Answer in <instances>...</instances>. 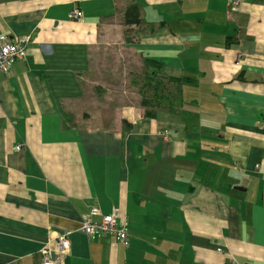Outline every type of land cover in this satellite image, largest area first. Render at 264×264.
Masks as SVG:
<instances>
[{"label": "crops", "instance_id": "crops-1", "mask_svg": "<svg viewBox=\"0 0 264 264\" xmlns=\"http://www.w3.org/2000/svg\"><path fill=\"white\" fill-rule=\"evenodd\" d=\"M228 1L0 0V264H264V0Z\"/></svg>", "mask_w": 264, "mask_h": 264}, {"label": "built area", "instance_id": "built-area-1", "mask_svg": "<svg viewBox=\"0 0 264 264\" xmlns=\"http://www.w3.org/2000/svg\"><path fill=\"white\" fill-rule=\"evenodd\" d=\"M243 0H229L228 8L231 11L236 10ZM82 16V12L75 8L72 12V17L79 19ZM27 37L15 36L9 38L7 36H0V72L7 73L10 71L12 63L17 59H25L27 51L24 46ZM264 120V116L262 117ZM162 136L167 140V133L163 131ZM16 149H20V145L16 146ZM99 215L100 211L97 208H92L87 214L83 216L80 230L89 237L98 235L111 236L114 241L121 245H128V229L124 220L119 218L116 209H113L111 213L101 215L99 220H94V215ZM71 230L65 229L56 236V247L52 250L49 247L42 249L40 264H58L67 255L70 248ZM217 252L226 253L228 259L225 264H252L239 262L236 257L230 251H224L223 247L219 244L216 246Z\"/></svg>", "mask_w": 264, "mask_h": 264}, {"label": "rangeland", "instance_id": "rangeland-1", "mask_svg": "<svg viewBox=\"0 0 264 264\" xmlns=\"http://www.w3.org/2000/svg\"><path fill=\"white\" fill-rule=\"evenodd\" d=\"M146 87V86H145ZM144 88V87H143Z\"/></svg>", "mask_w": 264, "mask_h": 264}]
</instances>
